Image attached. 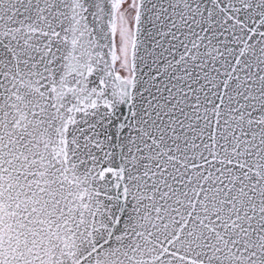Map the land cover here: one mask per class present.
Returning a JSON list of instances; mask_svg holds the SVG:
<instances>
[{
	"label": "snow or ice",
	"instance_id": "1",
	"mask_svg": "<svg viewBox=\"0 0 264 264\" xmlns=\"http://www.w3.org/2000/svg\"><path fill=\"white\" fill-rule=\"evenodd\" d=\"M0 264H264V0H0Z\"/></svg>",
	"mask_w": 264,
	"mask_h": 264
}]
</instances>
